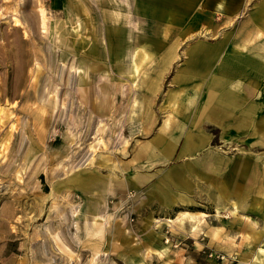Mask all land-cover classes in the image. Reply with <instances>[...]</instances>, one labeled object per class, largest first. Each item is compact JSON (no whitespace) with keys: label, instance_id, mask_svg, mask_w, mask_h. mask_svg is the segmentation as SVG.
I'll use <instances>...</instances> for the list:
<instances>
[{"label":"rangeland","instance_id":"374dc122","mask_svg":"<svg viewBox=\"0 0 264 264\" xmlns=\"http://www.w3.org/2000/svg\"><path fill=\"white\" fill-rule=\"evenodd\" d=\"M154 1L0 0V264H250L264 249V145L255 142L264 131L205 126L209 141L191 156L179 157V140L163 164L134 160L167 134L159 126L202 102L167 100L174 90L169 76L158 82L156 50L172 46L176 71L186 46L237 34L261 0H219L221 9L193 0L187 16L148 14ZM86 62L89 86L79 83ZM206 158L215 165L205 169ZM91 172L95 193L105 179L129 182L99 215L88 214L93 192L72 186L74 174ZM170 194L165 209L150 204ZM224 203L238 211L222 208L217 219ZM179 211L208 216L194 230L163 220Z\"/></svg>","mask_w":264,"mask_h":264},{"label":"crops","instance_id":"0c3cea01","mask_svg":"<svg viewBox=\"0 0 264 264\" xmlns=\"http://www.w3.org/2000/svg\"><path fill=\"white\" fill-rule=\"evenodd\" d=\"M192 1L156 0L151 7L146 8V12L152 15H162L164 13L166 14L165 16L170 14V16H178L177 13L182 12L187 16L186 13L190 9ZM211 1L213 2V8L221 9L219 0ZM223 8L226 13L230 14L229 17L223 19V22L229 21L234 14L227 11L225 6ZM230 9H233V4H230ZM256 9L248 18V22L237 30V34H225L220 39V42L216 44L199 42L195 45L186 46L184 62L176 71L171 67L175 61L173 55L175 50L172 46L160 47L156 50L159 53H164L158 62V64H161L157 72L158 82L161 81V78L165 79L169 76V82L172 85L169 90H174L175 92L167 93V100L172 101L176 99L175 96L178 93H185L190 95L191 98L189 99L196 100L197 98L202 102L190 112L189 110L187 112L189 107L186 106V111H183L180 116V122L172 128H168L167 121L159 126L158 128L161 127L163 129L160 132L167 134L156 138L153 144L154 150L151 151L146 161L137 157L134 159L138 160L137 162L133 160L135 163H142L146 167L165 163L176 154L179 140L181 142L178 149L179 157L193 155L209 141L205 133L201 134L205 126H212L225 132L250 133L264 131V115L257 114V110L264 106V0H261ZM199 33L203 34L204 32L202 33L201 31ZM128 52H131V50ZM131 61L133 62L131 72L136 74L138 66L134 56L131 57ZM74 71V73H77L78 70L74 69ZM80 75H82L83 80L79 83L86 86L92 85L91 65L88 62L85 63V70ZM85 93L86 98L90 102L92 96L89 88L85 90ZM255 142L264 145V132H262L260 139ZM155 149L158 151H155ZM128 161H123L121 164L127 171ZM214 161L215 159L206 158L203 163L204 168L209 169L212 165H215ZM142 179L145 181V177L142 176L140 178L132 177L130 185L138 187ZM146 179L148 180L147 182H152L154 177L152 174H148ZM127 180L125 185L120 181H113L111 185L108 184L110 186H107L105 179L102 183L103 188L95 193V191L91 190L97 179L94 173L91 172L79 175L78 178L74 179L72 186L83 194L94 193L91 194L92 198L89 200L88 214L91 215L93 210L95 214L99 215V213L103 212L104 203L109 198V193L117 195L125 187L128 188L129 182ZM159 184L160 180L156 182L155 186ZM151 197L150 204H155L156 210H163L168 206L172 195H168L170 198H165V201L162 198L158 199L156 196ZM227 204L224 203L215 207V217L217 219L223 216L221 213L222 208H230L232 213L238 211L235 204H229L228 207ZM207 216L203 212L179 211L175 216L163 220L171 226L188 224L190 229L194 230L201 220ZM262 257H264V249H258V257L256 254L250 264H258L260 260H262L260 263L264 262ZM238 264H249V262L242 261Z\"/></svg>","mask_w":264,"mask_h":264},{"label":"bare ground","instance_id":"6f19581e","mask_svg":"<svg viewBox=\"0 0 264 264\" xmlns=\"http://www.w3.org/2000/svg\"><path fill=\"white\" fill-rule=\"evenodd\" d=\"M44 17L42 18V22H43V25H44ZM3 92V91H2ZM1 95V94H0ZM6 95H8L7 97L8 98H10V96H12V92H11V90H10V85H8V88L6 89ZM3 113V111H2V109H0V116H1V114ZM38 118V117H37ZM40 119H42V118H40ZM36 123V125L38 126V125H40V126H42V125H44V120L42 119V120H40V121H37V122H35ZM4 168V167H3ZM79 177V175L78 174H74L73 176H72V181L74 180V178H78ZM167 243V242H166Z\"/></svg>","mask_w":264,"mask_h":264}]
</instances>
